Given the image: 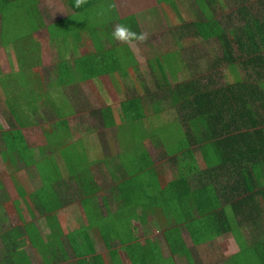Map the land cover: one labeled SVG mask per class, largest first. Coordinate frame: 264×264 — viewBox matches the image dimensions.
I'll list each match as a JSON object with an SVG mask.
<instances>
[{"label": "trees", "instance_id": "obj_1", "mask_svg": "<svg viewBox=\"0 0 264 264\" xmlns=\"http://www.w3.org/2000/svg\"><path fill=\"white\" fill-rule=\"evenodd\" d=\"M229 1L234 9L224 18L216 0H198V20L181 47L185 52L168 53L163 56V62L158 60L159 63L151 64L152 67L146 65L148 63L139 64L125 44L115 43L107 50L101 40L97 42L96 31H89L97 51L89 54L90 57L77 58V69L66 73L68 66L61 62L57 67L58 79L49 84H41L37 74L28 75L27 80L25 73L20 79L17 75L7 78L12 85L7 103L17 107L21 116L14 114L15 119L10 114L7 119L12 129L9 132L3 131L0 122V156L6 162L0 167V212L10 207L3 175L15 177V155L27 162L30 170L33 165L38 166L42 184L29 183L28 193L21 185L18 188L27 201L30 199L38 205L43 216L49 214V217L47 222L41 218L38 225L28 222L4 233L11 246L1 249L0 264H23L18 246L13 243L18 238H27L38 254L51 255L54 264L69 262L71 256L66 250L73 246L69 245L68 238L64 240L68 236L59 220L50 222V218L53 214V219H58L53 210L76 203L84 206L88 221L81 223L75 235L79 246L90 255L91 264H127L122 252L130 264H192L196 259L190 242L181 236L184 229L189 230L196 246L230 233L241 248L230 264H254L252 259L264 264V239L249 242L242 233L246 225H255V229L260 225L264 233V0ZM15 3L17 0H0V41L7 48L14 46V42L7 41L6 31L20 28V19L27 34L30 33L28 24L32 26L19 12L21 6ZM111 19L116 20L113 16ZM83 21V17L79 18L75 25H66L58 34L61 50L68 45L64 43H67L69 32L76 35L77 42H84ZM121 24L129 25V20L121 19ZM199 43L206 51L190 49ZM189 51L198 58L191 59ZM144 72L153 79L148 84L139 79ZM183 72L190 76L189 80L179 79ZM83 73L89 88L101 101V108L91 112L101 121V127L108 131L116 129L119 123L128 127L125 133H118V138L123 144L120 153L123 163H130L128 172L136 178V181L132 178L134 186L141 184L140 178L146 172L154 177L164 174L161 167L154 165L153 158L169 160L174 168L177 177L162 191L166 199L164 206L158 203L159 197L149 202L153 214L167 218L162 221L168 222L165 240L172 254L169 259L163 255L164 238L153 237L139 242L132 229L123 228L117 222L108 223L102 217L96 205L98 180L94 172L83 166L89 158V145L86 144L89 140L76 141L66 151L50 142L53 135L62 136L63 128L66 129L63 140L74 139L68 117L77 113L78 103L66 96L64 87L83 80L77 76ZM106 77L116 82L117 88L121 82L123 89H120L125 90L126 99L118 106H106L99 96ZM138 80L144 81L141 83L144 94L135 86ZM46 87H50L49 93ZM0 103L3 104L2 100ZM30 113L35 122L48 124L43 128L46 145L39 149H34L22 132L33 125ZM147 119L151 122L150 132H145L143 127ZM149 145L155 154L151 153ZM109 147L113 149L112 142ZM49 151L61 158L66 171L46 156ZM91 162L96 165L97 160ZM122 183L124 186L132 184L127 180ZM136 194L132 190L126 197L134 200ZM221 196L231 203L228 214L219 211ZM201 198L205 199L202 205ZM196 207L200 214L199 226L194 214ZM183 222L187 224L185 227L176 225ZM262 234L259 237H264ZM23 252L26 264H32L31 256ZM104 255L110 258L108 262L103 259Z\"/></svg>", "mask_w": 264, "mask_h": 264}, {"label": "crops", "instance_id": "obj_2", "mask_svg": "<svg viewBox=\"0 0 264 264\" xmlns=\"http://www.w3.org/2000/svg\"><path fill=\"white\" fill-rule=\"evenodd\" d=\"M92 3L93 7L91 6ZM15 4L21 6L19 8V12L21 11L23 17L26 20H29V23L32 25L30 26V33L32 32L34 41L33 45L38 46L39 44L41 50V57H39L38 61L36 60L35 64L26 67L25 61L23 64L20 62V58L17 55L16 49L12 45L7 48L0 41V52L7 53L5 58H3L0 54V96L3 94V97H0V100L5 101H2L3 104L0 103V107L8 108V110H11L12 114L20 116L21 114H18L17 107H10V105L7 103L9 99L7 97V93L8 91L10 92V88L7 87L10 85L9 81L7 80L8 77L11 79L13 75H17L20 79V77L25 73L27 74V77H24L27 80L28 75L32 74L35 76L37 74L40 77L39 81L41 84H49L52 80L55 81L58 79L57 67L61 62H66V65L68 66L66 73L67 71H71L74 68L77 69V58L82 59L86 58L87 56L90 57L91 54L97 51V46L94 43L95 41L91 39V35L88 33L89 31H96L97 42H100L99 40H101L102 45H104L107 50L111 49L112 45L115 43L120 45L125 44L127 50H129L131 54L133 53L132 56H135V59L138 60L139 64L148 63L146 65H150L152 67V65L159 63V61L163 62V56L168 53L185 51L181 50V47H184L185 45L184 43L187 39V33L184 32V37H182V33L180 32L181 28L172 29L170 26V20L174 19L177 21L178 19H181L185 22L184 25L186 28H188V30H194L193 28H195L194 25L197 22L199 7L198 0H81L79 6L77 0H17V3ZM148 4L149 8L146 10H140L137 8L148 6ZM216 5L219 9L223 10L220 6L219 0H216ZM78 8H81L82 10H78ZM111 16H113L116 20H112ZM81 17L84 18V42L80 44L76 40V35L73 34V32H69V35H66L65 40L67 43H64V46L65 44H68V52L66 51V47L61 50L60 41L57 39L59 38L60 33L62 30L64 31V27L66 25H75ZM121 19L129 20V25H127L132 27L131 29L138 34H143L145 39L135 40L130 44L115 39L112 35V32L114 31L116 25L121 24ZM187 20H190V22L186 23ZM182 29H184V27ZM189 33L190 31H188V34ZM50 47H53V50H50ZM11 51L15 52V57L13 58L9 54ZM51 51L56 52L57 55L54 56L50 54ZM47 60L50 63L52 61V65H48ZM67 62L69 63L67 64ZM8 69H10V71ZM60 74H63V72H60ZM180 75L181 77L184 76V72ZM77 76L81 77L83 80H78L73 85L64 87L66 96L73 97L74 94L77 95L74 91L87 93L86 90L87 88L89 89V84L88 81H85L84 73L81 75L78 74ZM5 79L7 80V85H5ZM19 82L21 83V80ZM71 88H75L74 91H72ZM45 91L49 93L50 87H46ZM74 99L75 98H73V100ZM97 108H101V105ZM34 115H36V113ZM122 129L126 130L128 127H125L124 123H119L118 127L111 132L120 133L122 132ZM26 130L23 129L22 132L24 133ZM121 146H123L122 143ZM41 147L44 146L42 145L40 147L33 148L39 149ZM112 147L115 148L113 143ZM99 148L95 149V147L89 145L87 148L88 151L90 150L89 158H87L86 164L83 163V166L87 168V170L94 172V176L97 178V180H99V177H101V171H103V173H109V175H106L111 182L105 183L98 181L100 188L96 193V205L99 206V211L102 213V217L107 219L108 223L111 221L117 222L123 228L132 229L134 232V237H136V240L139 242L153 237H158L161 239L164 238V241L162 242L163 255L165 256V259H169L172 257V254L170 253V249H168L169 246L165 240V229L168 226V222L162 221V218H167L157 217L156 214H153L152 211L154 209L149 202L153 197H159L157 199L159 200V204L164 206V203H166V199L164 198V193L162 191L167 188L169 182L173 181L177 177L174 168L171 167L170 161H157L155 158H153L154 165L161 167V169L164 171V174L154 177L151 173L146 172L145 174H142V176H145L140 178L142 181L141 184L137 183V185L134 186L132 183V178L135 181L136 178H134L133 175H130L128 172L130 168L127 169L126 164L123 163L124 160L120 155L121 150H111L108 146V149L111 151L109 150L108 153H105L102 152L101 146H99ZM39 152L36 151V153ZM46 156H48L51 160L53 159V164L59 163L62 170L66 171V164L61 162V158L56 156L53 151H49ZM14 158L18 159V157H15V155ZM0 159H2L1 156ZM93 160H97L96 165L92 164L91 161ZM2 161L4 164H6L4 158ZM15 162L17 169L15 174H17V172L19 173V170L17 167V161ZM23 162L26 165V168H28L26 175H22L24 178H26L25 180H28L25 184V188H27L25 192L28 193V184L31 182L35 183L36 186L42 184V175L38 170L39 168L37 165H33L32 170H30L27 162ZM5 176L7 175H3V180ZM65 178L66 181H68L69 177L66 176ZM123 180L130 181V184H132L124 186L122 183ZM18 185L20 186V184ZM132 190L137 192V194L134 196V200H131L132 198L126 197V194ZM23 197L27 201L28 198L25 196ZM204 200V198L203 200L202 198L199 200L201 201V205L204 204ZM34 206V209L39 211L38 205L34 204ZM219 207V211H225L227 214L231 212V203L230 201L225 200L223 196H221V200H219ZM67 208L74 209L75 212L79 214V216L81 214V223L88 221L84 206L76 203L73 205L67 204L63 207V209ZM63 209L61 208L60 210ZM194 210L195 216L198 217V221H196V223L199 226L200 214L197 207ZM57 211L59 210H53L54 213H57ZM45 216H47V214H45ZM230 218L234 224V220L232 217ZM143 222H145L144 225ZM176 225L179 227H185L187 224L186 222H183L182 225ZM152 226H157L158 230L154 231ZM251 226L252 225H246V227L242 230L244 239L249 242L259 238L260 240L264 239V237H259L260 234H262L260 225L257 229H255V225L252 227ZM146 231H149V234H146ZM189 233V230L184 229V231L181 233V236L190 242L189 245L193 249L196 261H193L192 264H230L232 257L241 252V248L237 240L230 233L223 234L220 237L203 244L202 246H196L190 239ZM262 235L264 236V233ZM230 239L234 240L238 247V251H232V249L229 248ZM75 241L77 242L76 244L79 245L77 238H75ZM118 241L120 242V240ZM227 248L232 251L230 255L224 254L225 251L228 250ZM80 250V253L76 252L77 255L79 254L81 256V258L84 257L82 259L80 258V264H91L89 262L91 259V257H89L90 255L86 254L82 247H80ZM121 254L124 259L125 255L123 252ZM76 258L79 257L77 256ZM103 259L108 262L110 258H108L107 255H104ZM125 259L129 258L125 257ZM182 264L187 263L184 262Z\"/></svg>", "mask_w": 264, "mask_h": 264}, {"label": "rangeland", "instance_id": "obj_3", "mask_svg": "<svg viewBox=\"0 0 264 264\" xmlns=\"http://www.w3.org/2000/svg\"><path fill=\"white\" fill-rule=\"evenodd\" d=\"M220 2V6L223 9V17L225 18L226 16H228L230 13H232L234 7L232 6L231 2L228 0H219ZM140 10L143 9H147L149 8V4L148 6H144V7H137ZM28 14V13H26ZM23 16V14H22ZM223 18V19H224ZM197 20H198V15H197ZM21 22L20 24V28H17L14 31L13 29H9L8 31H6V38L8 39V42H14V48L17 51V55L20 58V62L23 64L24 61L26 62V67L27 66H32L33 64L36 63V60L38 61L39 57H41V50L40 47L38 46H34V41H33V37H32V32L28 33L26 32V30L22 29V24H23V20L20 19L19 20ZM29 21V20H28ZM171 21V28L172 29H180V32L182 33V37H184V32L187 33L188 35V28H186V26L184 25L185 22L181 19H178L177 21H175L174 19L170 20ZM190 20H187L186 23H189ZM28 31H31L30 25L28 24ZM184 27V29H182ZM184 30V31H183ZM12 34L14 35V37H12ZM210 45V44H209ZM191 50L193 51H197L199 50H205V47L202 46L201 43H199L197 46H192L190 47ZM50 50H53V47H50ZM66 51H67V46H66ZM188 51V49H187ZM206 51V50H205ZM185 52V51H184ZM190 52V51H189ZM140 53V52H139ZM191 53V52H190ZM1 56L3 58L6 57L7 53L5 52H0ZM11 55V57H15V52L11 51L9 53ZM52 55L56 56V52H52ZM144 54V53H142ZM192 54V53H191ZM187 55V52L185 54ZM191 59H196L198 58V55H190ZM49 59V58H47ZM183 61L186 62L187 59H185L183 57ZM48 65H52V61L51 63L47 60ZM54 64V63H53ZM183 65V63H182ZM10 71V69H8ZM31 70V69H30ZM34 72V71H33ZM189 75H184L182 77H180V80L186 81L189 80ZM140 80H144L146 84H148L149 82H151L149 73L144 72V75H141L139 77ZM153 80V79H152ZM144 81H136V88L138 86V88L140 89L139 92H141L142 94L144 89L142 88V82ZM5 85H7V80H4ZM19 82V80H18ZM102 87L100 88V94L99 96L102 97L103 101H105L107 104L106 106L109 107H115L118 106L122 101H124L126 99V94H125V90H121L123 89L121 86V82H119L120 88H117L118 85H115L114 83H112L111 80H109L107 77L104 78V80L102 81ZM20 84V82H19ZM30 85L32 86V83L30 82ZM34 87V86H32ZM10 90L12 89V85H10ZM137 88V89H138ZM75 89V88H74ZM74 89L71 88L72 91H74ZM87 93L86 92H79V91H74L77 95H73V98L75 102H77L78 104H76L77 108H76V114H73L71 117H68V122L69 125H71L72 127V137L75 139L71 140V141H67L63 140L66 136V129L63 128V134L60 138L57 137V135H53L52 139H50L51 144L55 143L58 147H62L63 151H66L67 148H69V146L76 144V141H82V140H89L87 141V143L89 145H91L92 147H95V149H98L100 145L103 144V148H102V152L108 153L109 149V143L112 142L115 145L116 150H121V142L118 141V133L117 132H111L108 131L104 128L101 127V121H99V119L97 117H93L92 116V111H95L97 107H99L101 105V101H99L96 97V94L94 93V91L92 89H88L87 88ZM86 93V94H85ZM0 97H3V94H1ZM3 102H5L4 100H2ZM27 105V104H26ZM26 112H29L28 110H26ZM10 114L15 118L14 114H12L11 110L8 108H1L0 107V122L2 123L5 132L9 131L12 129V125L9 124L8 122V117L10 116ZM31 122L33 123L32 127L28 130H26L24 133L26 135V138L29 142V144L33 147H40V146H44L46 145V136L44 133V129L43 128H47L48 124H45L44 121H39V123L35 122L34 123V116L31 114ZM122 118V117H121ZM16 119V118H15ZM120 119V118H119ZM25 120V118L23 119ZM36 121V120H35ZM53 122V121H52ZM23 124H21L22 127ZM143 127L145 128V132H150L151 131V122L147 119L145 121H143ZM20 128V127H19ZM53 129V128H52ZM65 130V131H64ZM125 131L127 130H123L122 133H125ZM2 130H0V134H1ZM109 137V139H107V137ZM148 137L152 138L151 133H148ZM100 138V139H98ZM109 140H114V141H109ZM0 141H1V135H0ZM150 151L152 154H155V150H153L152 146L149 145ZM100 149V148H99ZM114 149V148H113ZM115 150V149H114ZM2 151L1 147H0V152ZM17 161V167L19 170V173L17 172V174L14 175H7L4 178V181L6 183V188L8 189L9 192V200H10V207L4 209V211L0 212V255L2 256V248H4L5 246L7 248H9L11 245H8V242L10 240H5L6 237H4L9 231H12L14 228H16L17 226H22L25 223L28 222H37V225L39 224V221L41 218L44 219L45 222H47L46 220L49 217V214H47V216H43L42 213H40V211H38L37 209H34V203L31 202V200L29 199V201H26L25 198L21 195L20 191H19V185H21L23 191L25 192L27 190V188H25V184L27 183L28 180H25L26 178H24L22 175H26V172H28V168H26V165L24 164V162L21 159H16ZM130 164V163H128ZM126 164V166L128 165ZM3 165V161L2 159H0V167L2 168ZM170 169V168H169ZM34 170V169H33ZM171 170V169H170ZM171 172V171H169ZM109 175L108 172L103 173V171L100 172V179L98 180L99 182H105V183H110L111 181L109 180V178H107V175ZM19 182V183H17ZM109 185V184H107ZM20 213L22 214V217L20 216ZM57 216L58 219H53V214H51V218H50V222H53V220H56L60 222V224L62 225L63 229H64V234L67 235L68 237H65V239H69V241H71V245L73 246L68 247V249L66 250L67 252H69V256H71V260H69V262H63L62 264H71L72 263H81V256L76 252L80 253V247L79 245H77L76 241H75V231L76 229L81 225V214L79 216L78 213L75 212L74 209H63V210H59L57 211ZM153 230H158L157 226H152ZM2 233V234H1ZM6 233V234H4ZM4 234V235H3ZM15 244V246H18V254L20 256V260L21 262H23V264H26V259H25V255L23 251H27V253L31 256V260H32V264H54L53 262V258L51 255H44V254H38L34 247L32 246V244L30 243V241L27 238H18L15 240V242H13ZM228 244V243H227ZM229 248L232 249V251H238V247L235 244L233 239H230L229 241ZM228 249V248H227ZM228 251V252H227ZM231 250H226L224 254L226 255H230V253L232 252ZM76 253V255H75ZM220 255V254H219ZM218 255V256H219ZM79 258H76V257ZM214 256V254H213ZM84 258V257H82ZM81 258V259H82ZM125 259V258H124ZM254 261V264H261L260 262H255L254 259H252ZM127 264H130V260L129 259H125Z\"/></svg>", "mask_w": 264, "mask_h": 264}, {"label": "clouds", "instance_id": "obj_4", "mask_svg": "<svg viewBox=\"0 0 264 264\" xmlns=\"http://www.w3.org/2000/svg\"><path fill=\"white\" fill-rule=\"evenodd\" d=\"M80 2L81 0H77L78 6ZM112 35L115 39L129 44L135 40L145 39L143 34H138L125 24L116 25L114 31L112 32Z\"/></svg>", "mask_w": 264, "mask_h": 264}]
</instances>
